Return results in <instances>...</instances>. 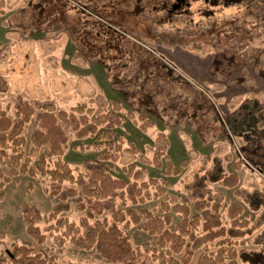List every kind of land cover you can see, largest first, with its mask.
<instances>
[{
	"label": "rangeland",
	"instance_id": "374dc122",
	"mask_svg": "<svg viewBox=\"0 0 264 264\" xmlns=\"http://www.w3.org/2000/svg\"><path fill=\"white\" fill-rule=\"evenodd\" d=\"M175 4L0 0V111L14 120L12 107L21 99L36 111L85 106L87 115L117 113L123 150L108 171L123 177L122 169H141L145 180L164 189L156 200L135 206L137 212H156L165 199L190 205L200 193L192 186L195 174L218 161L238 181L207 183L205 197L220 203L226 225L228 205L239 204L251 230L237 249L264 252V0H187L179 10ZM35 129L33 120L24 127L26 155ZM65 134L61 160L74 174L84 173L103 149L70 129ZM49 185L44 176H10L0 163V256L7 259L18 244L47 264H104L94 249L58 246L48 235L39 245L26 233L22 206L49 213L57 202L44 191ZM68 203L71 209L59 216L77 224L84 213ZM124 232L146 264H158L143 249L155 247L156 237L133 225ZM205 249L190 264L203 251L217 250L214 244Z\"/></svg>",
	"mask_w": 264,
	"mask_h": 264
},
{
	"label": "trees",
	"instance_id": "16d2710c",
	"mask_svg": "<svg viewBox=\"0 0 264 264\" xmlns=\"http://www.w3.org/2000/svg\"><path fill=\"white\" fill-rule=\"evenodd\" d=\"M184 1L185 4L187 0ZM203 1L227 5L240 0ZM12 108L14 120L0 111V163L10 176L48 178L50 185L44 191L57 199L46 214L22 206L26 233L37 244H43L48 235L58 246L69 242L79 250L94 249L104 264H146L147 257L132 248L130 236L124 232L133 225L156 237L155 247L145 244L143 249L158 264H190L194 253L207 244H214L217 250L200 253L197 264H264L263 251L237 249L246 243L243 238L251 230L245 215L241 218L242 207L237 203L228 205L226 225L220 216V203L204 195L207 183L234 186L238 181L236 174L226 175L218 161L202 175L195 174L192 186L200 193L190 205L185 200L165 199L156 212H137L135 206L156 200L164 189L153 178L145 180L141 169H122L123 177L108 171L123 150L115 131L121 125L117 113L87 115L85 111L89 109L85 106H77L72 112L36 111L21 99ZM31 120L36 129L30 135V154L26 155L24 127ZM66 129L78 138H92L90 145L103 149L97 158L86 163L84 173L74 174L61 160L67 145ZM69 200L84 213L77 224L59 216L71 209ZM39 223L44 224L43 229L37 226ZM6 254L7 259L0 256V264H47L42 255L18 244L12 245Z\"/></svg>",
	"mask_w": 264,
	"mask_h": 264
},
{
	"label": "flooded vegetation",
	"instance_id": "af4514ba",
	"mask_svg": "<svg viewBox=\"0 0 264 264\" xmlns=\"http://www.w3.org/2000/svg\"><path fill=\"white\" fill-rule=\"evenodd\" d=\"M176 1V0H175ZM184 0H179V2H178V6H176V4L175 5H173V9L174 10H179V9H181L183 6H184ZM174 6H175V8H174ZM172 11V10H171Z\"/></svg>",
	"mask_w": 264,
	"mask_h": 264
},
{
	"label": "water",
	"instance_id": "95a60500",
	"mask_svg": "<svg viewBox=\"0 0 264 264\" xmlns=\"http://www.w3.org/2000/svg\"><path fill=\"white\" fill-rule=\"evenodd\" d=\"M178 2H179V0H176V6H178L179 4H178ZM174 8H175V6H174Z\"/></svg>",
	"mask_w": 264,
	"mask_h": 264
}]
</instances>
